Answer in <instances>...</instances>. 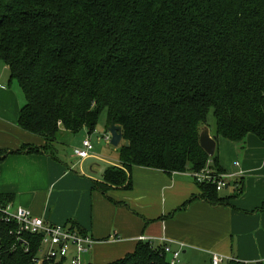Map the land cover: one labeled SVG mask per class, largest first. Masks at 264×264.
Masks as SVG:
<instances>
[{
    "label": "trees",
    "instance_id": "obj_1",
    "mask_svg": "<svg viewBox=\"0 0 264 264\" xmlns=\"http://www.w3.org/2000/svg\"><path fill=\"white\" fill-rule=\"evenodd\" d=\"M0 62L24 96L18 125L48 146L91 136L104 111L122 128L101 190L131 188L133 167L225 173L200 145L211 115L219 139L264 142V0H0ZM198 185L214 205L233 198ZM14 230L0 219V264H30L42 236ZM165 249L139 241L108 264H170Z\"/></svg>",
    "mask_w": 264,
    "mask_h": 264
},
{
    "label": "crops",
    "instance_id": "obj_2",
    "mask_svg": "<svg viewBox=\"0 0 264 264\" xmlns=\"http://www.w3.org/2000/svg\"><path fill=\"white\" fill-rule=\"evenodd\" d=\"M24 101L0 62V154L7 153L0 163V195L11 196L7 201L14 208H27L52 224L68 225L94 238L85 264L122 259L136 250L142 236L180 251L181 264H205L213 254L244 264L264 262L263 141L255 136H248L245 144L218 139L220 168L238 174L237 188L234 182L220 192L221 197H233L226 204L203 199L189 173L168 175L144 167L131 170V188L101 190L105 171L121 167L119 155L118 162L96 171L95 164L86 166L89 159L101 160L95 153L88 159L57 154V142L48 146L46 139L18 125ZM86 133L82 141L90 139ZM75 138L68 137L70 143ZM32 147L40 152L29 153ZM71 158L78 160L75 165L70 166Z\"/></svg>",
    "mask_w": 264,
    "mask_h": 264
},
{
    "label": "built area",
    "instance_id": "obj_3",
    "mask_svg": "<svg viewBox=\"0 0 264 264\" xmlns=\"http://www.w3.org/2000/svg\"><path fill=\"white\" fill-rule=\"evenodd\" d=\"M105 140L110 143L111 135L109 134ZM94 149L92 141L87 138L82 141L81 146L73 148V154L80 159H88L94 155ZM235 165L240 166L238 162ZM189 174L198 184L215 185L218 192L229 189L238 177V174L218 173L211 168ZM233 186L237 188V182ZM0 219L7 224L15 225L14 234L20 242L25 240L24 235L27 234L42 236L37 255L30 264H85L86 255L96 244L94 238L82 235L68 225L52 224L42 217L35 216L29 209L14 208L10 203H0ZM153 240L144 236L139 238V241L143 242L154 243ZM165 250L171 255L170 264L180 263V251H172L168 246ZM231 262L237 261L232 257L217 254H213L211 261L212 264H230Z\"/></svg>",
    "mask_w": 264,
    "mask_h": 264
},
{
    "label": "rangeland",
    "instance_id": "obj_4",
    "mask_svg": "<svg viewBox=\"0 0 264 264\" xmlns=\"http://www.w3.org/2000/svg\"><path fill=\"white\" fill-rule=\"evenodd\" d=\"M106 125H107V112L104 111L100 117V120H99V123H98V126H97L95 132L90 136V140L92 141V143L95 147L93 153H95V155H97L98 157H101V160H99V158H97V159L95 158L96 160L89 159L86 162V166L89 169L91 168V166H93L95 164L96 166L94 169L96 171L97 170L100 171V170L105 169L108 165L115 164L116 161L118 162V155L119 154L117 152V148L112 146L110 143H107L105 140V138L109 135V132H108ZM214 126H215V119H214L213 115H211L209 118V128L211 130H213ZM85 133L79 132L78 134H74V136H76V138L74 139L75 143H70V140L68 139V137H70L73 134L69 133V134H67V136L66 135L62 136V134H61L59 136L57 144H56L57 149H58V151H56L57 154L64 155L63 153L68 152L67 153L68 156L75 157V155L73 154V147L75 146V144H77L78 141H80V143H82V137L85 135ZM70 147H71V149L69 152L68 148H70ZM223 148L225 149V147H222V149ZM229 158H231V157L229 156ZM68 161H70V166H72V165H75L78 160L71 158ZM77 166H79V165L77 164ZM76 170H79V168L76 167ZM169 258H170V255H169ZM179 260L182 262L181 257ZM178 264H181V263H178ZM185 264H197V263H190V261H186ZM205 264H212V263L209 262V260L206 258Z\"/></svg>",
    "mask_w": 264,
    "mask_h": 264
},
{
    "label": "water",
    "instance_id": "obj_5",
    "mask_svg": "<svg viewBox=\"0 0 264 264\" xmlns=\"http://www.w3.org/2000/svg\"><path fill=\"white\" fill-rule=\"evenodd\" d=\"M108 132L111 135L110 144L118 148L123 141L122 128L115 125L113 121L111 126L108 128ZM218 139L219 138L216 135H212V131L208 126L206 125L201 126L200 145L210 157L215 156L218 146ZM126 146H129V144L127 143ZM250 264H255V263H250Z\"/></svg>",
    "mask_w": 264,
    "mask_h": 264
}]
</instances>
